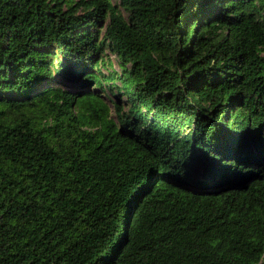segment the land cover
Listing matches in <instances>:
<instances>
[{
  "label": "trees",
  "instance_id": "trees-1",
  "mask_svg": "<svg viewBox=\"0 0 264 264\" xmlns=\"http://www.w3.org/2000/svg\"><path fill=\"white\" fill-rule=\"evenodd\" d=\"M0 264H264V0H0Z\"/></svg>",
  "mask_w": 264,
  "mask_h": 264
},
{
  "label": "rangeland",
  "instance_id": "rangeland-1",
  "mask_svg": "<svg viewBox=\"0 0 264 264\" xmlns=\"http://www.w3.org/2000/svg\"><path fill=\"white\" fill-rule=\"evenodd\" d=\"M112 68H113L116 72H118V73L121 72V68H120L119 65L117 64L116 59H115L114 66H113ZM129 68H130V67H129ZM103 72H106V71H104V69H103ZM116 84H117V86H120V85H121L120 81L116 82ZM125 108L127 109L126 106H125Z\"/></svg>",
  "mask_w": 264,
  "mask_h": 264
}]
</instances>
